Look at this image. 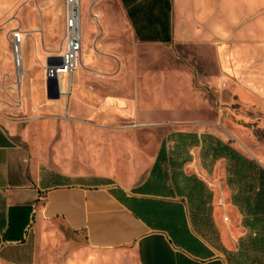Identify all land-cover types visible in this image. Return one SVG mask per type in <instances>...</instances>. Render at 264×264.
Returning <instances> with one entry per match:
<instances>
[{
    "label": "rangeland",
    "instance_id": "1",
    "mask_svg": "<svg viewBox=\"0 0 264 264\" xmlns=\"http://www.w3.org/2000/svg\"><path fill=\"white\" fill-rule=\"evenodd\" d=\"M64 1L0 4L15 12L23 26H42L51 43L46 51L58 53ZM262 11L264 15V1ZM238 28L232 26L230 48L225 49L147 44L132 36L117 0H81L82 36L88 30V38L82 46L83 66L74 73L80 74L79 85L73 79L71 92L51 95L53 111L33 114L23 124L32 170L40 177L53 174L57 180L65 174L67 183L85 179L97 185L98 175L125 176L139 164L147 171L161 142L178 132L210 135L246 153L256 143L264 146V41H248L244 48ZM210 164L213 181L223 184L224 162ZM184 170L193 172L191 162ZM224 217L215 214L216 227L209 234L217 254L223 252ZM50 236L33 264H127L126 257L112 263L94 254L70 233ZM238 258L254 264L253 254Z\"/></svg>",
    "mask_w": 264,
    "mask_h": 264
},
{
    "label": "crops",
    "instance_id": "2",
    "mask_svg": "<svg viewBox=\"0 0 264 264\" xmlns=\"http://www.w3.org/2000/svg\"><path fill=\"white\" fill-rule=\"evenodd\" d=\"M263 1L117 0L132 36L139 42L181 46L194 43L199 47L212 44L222 49L230 48L232 26L236 25L242 34V47L248 41H264ZM0 10V264H33L41 243L51 239L50 234L62 231L82 238L86 249L110 258L112 263L126 257L127 264H245L237 257L250 253L254 264H264V244L262 251H253L249 245V238L258 236L260 230L246 225L243 198L248 190L240 175L232 173L228 159H214L205 149L202 136L206 134L195 133L197 142L187 148L189 159L180 169L200 180L209 195L199 211L193 195L196 189L192 188L190 205L185 204L189 232L209 252L200 257L173 243L164 229L166 222L136 217L119 198L122 194L128 199H160L135 192L148 180L160 148L147 171L139 164L125 176L98 175L97 185L88 184L85 179L67 183L65 174H59L57 180L53 174L38 176L30 164L28 132L23 124L30 122L33 114L53 111L51 95L71 92L73 79L78 86L80 74H73L71 82L60 78L58 85L46 80L43 68L47 57L55 53L46 51L51 43L44 28L39 24L23 26L15 12L10 14L4 4H0ZM15 29L24 35L26 66L20 77L10 47ZM81 37L83 46L88 30L84 36L81 30ZM80 64L83 66L82 61ZM253 147L247 153L237 151L264 170V146L256 143ZM217 160L225 164L223 184L215 183L210 175V163ZM187 162L192 164L191 173L184 170ZM217 212L225 216L222 254L216 253L209 235L216 227ZM262 216L264 219V213ZM261 235L264 236V229Z\"/></svg>",
    "mask_w": 264,
    "mask_h": 264
},
{
    "label": "trees",
    "instance_id": "3",
    "mask_svg": "<svg viewBox=\"0 0 264 264\" xmlns=\"http://www.w3.org/2000/svg\"><path fill=\"white\" fill-rule=\"evenodd\" d=\"M202 138H204L205 149L213 155L214 159H228L231 162L232 173L240 175L241 181L246 186L248 191L243 198L246 206L245 212L248 216L246 225L252 230H260L258 236L249 238V245L253 251L257 248L262 251L264 244V236L261 235L264 229L262 216L264 213V170L221 140L206 135ZM169 141L174 143L170 150L167 148ZM167 142L162 141L148 180L135 190L137 193L160 197V199H128L122 194L119 198L136 217L144 221H148L149 218L166 222L164 229L170 234L173 243L192 255L200 257L209 252L190 234L186 222L185 204L190 205L192 188L196 189L193 195L197 198L199 211L203 209L209 195L200 180L180 171L182 165L189 159L187 148L197 142V135L178 132L170 135ZM176 197L181 199L173 200Z\"/></svg>",
    "mask_w": 264,
    "mask_h": 264
},
{
    "label": "built area",
    "instance_id": "4",
    "mask_svg": "<svg viewBox=\"0 0 264 264\" xmlns=\"http://www.w3.org/2000/svg\"><path fill=\"white\" fill-rule=\"evenodd\" d=\"M64 30L60 51L47 57L44 65V77L48 81H55L58 85L60 78H67L71 82L81 60V0L64 1ZM24 35L20 30L11 33V54L13 65L18 77L24 68Z\"/></svg>",
    "mask_w": 264,
    "mask_h": 264
},
{
    "label": "bare ground",
    "instance_id": "5",
    "mask_svg": "<svg viewBox=\"0 0 264 264\" xmlns=\"http://www.w3.org/2000/svg\"><path fill=\"white\" fill-rule=\"evenodd\" d=\"M61 81V80H60ZM61 92L63 93L64 92V90H63V88L61 87Z\"/></svg>",
    "mask_w": 264,
    "mask_h": 264
}]
</instances>
